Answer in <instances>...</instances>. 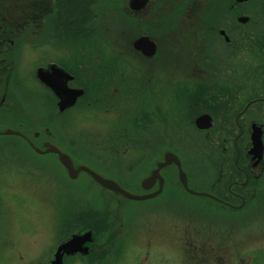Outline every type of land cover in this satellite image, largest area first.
Masks as SVG:
<instances>
[{"label": "rangeland", "instance_id": "obj_1", "mask_svg": "<svg viewBox=\"0 0 264 264\" xmlns=\"http://www.w3.org/2000/svg\"><path fill=\"white\" fill-rule=\"evenodd\" d=\"M107 1L100 5L101 9L96 4L91 7L100 15L94 18L95 31L89 25H94L91 19L86 22L87 31L77 32V15L69 12L70 7L52 1L44 5L36 0H0V264H51L62 230L84 223L91 225L92 219L107 223L96 226L93 241L87 242L91 245L89 256L76 258L73 263L264 264V223L261 227L254 223L250 228V235L258 236L254 241L248 239V225L233 232L232 226L225 223L237 211L224 209L217 194L206 196L195 181L194 174H206L204 164L212 166L209 174L213 176L214 162L204 163V158L219 160L220 145L209 142L203 149V134L193 126L166 125L167 116H175L176 120L182 117L181 99L188 87L177 85L169 105L164 106L169 99L153 95L155 89L150 87L155 80L152 61L140 62L144 68L136 78L123 74L122 62L137 61L127 41L135 37L137 24L132 17L124 18L126 4L135 0H127L125 5L124 0ZM163 2L147 0L146 4L156 14L154 23L162 24V38L170 42L172 53L169 60L167 56H157L153 62L205 63V53L210 56L215 50L211 43L216 37L212 21L220 20L219 15L224 14L215 8H220L222 1L204 8L201 16H195L194 8L190 14L188 6L203 0H176L172 4L174 12L170 4ZM189 20L193 23L189 24ZM263 36V32L259 33L254 41H261ZM248 50H241L237 64L255 60L258 66V61L264 62V49L256 47L253 60ZM45 62H65L77 73L83 70L91 74V96L85 95L75 113L61 118L52 105H45L37 76ZM88 62L101 65L90 63L88 67ZM147 68L152 73H146ZM247 70L241 65L239 75ZM116 76L123 80V86L116 82ZM206 78L204 81L212 84V89L223 84L218 73L207 74ZM119 95L127 113L110 117L104 107L97 108L105 99L115 101ZM5 97L13 104L11 108L3 105ZM172 101L175 102L171 104ZM157 104L160 106L156 114L172 112L153 125L146 111ZM210 118L209 114L200 115L199 122L210 123ZM152 125L160 141L185 144L191 140L188 147L181 146V156L186 173L192 174L187 175L192 192L186 191L180 177L168 168L161 169V173H168L164 184L156 182L152 191L157 188L158 192L146 200L110 189L94 175L96 172L132 192L145 194L141 180L154 175L158 165L152 161ZM59 141L75 155L83 156V161L77 162L81 166L75 176L69 170L64 174L58 158L61 163L62 160L54 152L39 151L44 146L51 149L53 144L49 143ZM137 181L139 187L134 185ZM255 210L251 208V213Z\"/></svg>", "mask_w": 264, "mask_h": 264}, {"label": "flooded vegetation", "instance_id": "obj_2", "mask_svg": "<svg viewBox=\"0 0 264 264\" xmlns=\"http://www.w3.org/2000/svg\"><path fill=\"white\" fill-rule=\"evenodd\" d=\"M36 1L44 2V5L47 1H50L49 3H60L63 6L70 7L71 9L69 12L71 14L76 13L77 15V20L75 21L76 26L74 27V30L77 32L87 31L86 22L94 18H99L100 15L97 9H91L93 4H96L99 6L98 9H101L100 5L108 2L107 0ZM146 1L147 0H135V2H131L130 5H128V3L126 4L127 0H124V5L126 4L127 7L124 18H127V16L132 17L137 24L136 35L134 38L130 37L127 40L128 44L133 45V41L146 37L153 45L150 43L147 45L141 43V48L136 51V63L131 64L130 62H122V66L124 67L123 74L131 78H136V75L140 74L142 68H144V63L152 61L155 80L153 83L154 87H150L155 89L153 95L169 99L165 102L164 106L169 105L171 100L170 94L175 90L177 85L184 84L188 87L184 100L181 99L182 117L176 120L175 116H167L166 125L169 127H172L173 124L177 126H193L198 133L203 134L202 141L205 144L203 145V149L208 146L206 144L209 142L211 144L217 143L220 145L221 148H217V150L220 151L219 160L212 161L209 160L208 157L204 158V163L214 162V164H212L215 165L213 176L209 174L212 166L204 164V171L206 174H202V178L194 174L196 176L195 181L202 186L201 192L206 196L213 193L217 194L219 196L217 199L222 201L224 209L235 210L237 211L236 213H239L238 218H234L236 213L228 216V223H225V225L232 226L233 232L240 231L241 227L248 225V233L250 235L252 231L250 228L253 227L252 225L254 223H259V226L261 223H264V62L258 61L257 66L255 60L252 59L256 47L264 49V36L263 39L257 43L254 41L255 38L259 36V33L263 32L264 34V0H221L222 3L220 4V8L219 5L215 6V8L222 9L224 12V14L219 15V17H221L220 20L212 21V30L214 28L216 37L211 43L214 42V52L218 51V53L216 55L214 52H211L210 56H208L206 52L205 56H207V58H211L212 56V59L206 58L205 63H179L175 62V60L168 62H153L154 58L157 56H167L169 60V56L172 52L170 49L171 46H169L170 42L162 38L164 35L162 24L158 22L156 25L154 23L156 14L153 8L149 9ZM166 1L164 0L163 3L167 5L170 4L174 12L175 7L172 4H176V0ZM185 1L189 3V0ZM218 1L219 0H203V2L196 3L194 6L191 2L188 6L189 13L192 14L191 10L194 8L196 11L195 16H201L204 8H208L211 4L213 5ZM72 9L76 12H71ZM195 20H198V17H196ZM188 23L192 24L193 22L189 20ZM89 25L93 31H95V19L94 25L91 23H89ZM190 28L191 26L189 28L187 27V32ZM219 28L220 33L218 32ZM191 34L192 31L189 32L190 38ZM210 35L211 34H208V37ZM215 41H217V43ZM248 42L252 45L248 44ZM127 48L128 46L126 45V49ZM245 48L249 49L248 51L251 53L249 57L253 61L244 62L239 65L236 62H239L241 50L244 52ZM131 53L134 54L133 52ZM140 62H144L143 65ZM90 63L94 66L101 65L99 62H88V67L91 66ZM241 65L248 70L239 75ZM40 67L45 69L46 78L51 82V85H49L40 81L45 97V105H52L53 110L57 112L56 116L62 118L65 114L75 113L76 110H79L81 107L82 100L86 97L85 95L91 96L92 92L89 85L91 82V74L89 72L86 73L81 70L77 73L73 71L72 68L67 67L65 62H45ZM112 67L113 66H111V68ZM257 68L259 69L258 71ZM57 69L61 72H58L59 70ZM181 70H183V74H179ZM130 71L131 74H129ZM145 71L146 73H152L150 68H147ZM217 73L223 84L212 89V84L204 80L207 79V74L216 75ZM115 80L118 84L122 85L123 80H120L118 76L115 77ZM1 88H3L2 85ZM130 88L132 87L130 86ZM80 89L83 90V95H74L76 90ZM115 89H117V87ZM145 89L146 87L143 88V90ZM122 99L123 97L121 95H119L115 101L105 99L97 108L102 109L104 107L105 113L108 112L107 116L116 117L128 111L122 103ZM174 102L175 101H172L171 104ZM3 103L5 107L11 108L13 106L6 97L3 98ZM184 105L185 111H183ZM158 106H160V104L153 106V110L148 107L146 111L149 118H152L153 125H156L160 120H164L161 116L170 115L172 112L171 110H164L158 115L156 114ZM113 111H118L119 113ZM203 114L210 115L211 124L208 123V121L206 123L201 122L203 125L201 127L198 122L200 115ZM74 125H77V123L74 122ZM153 125L152 147L156 155L154 154V156H152V161L154 159L157 161V164L162 162L165 159V155L171 151L178 152L182 158L181 155L183 154V150L181 146L188 147L191 140L185 141V144H176L174 140H172L173 143L171 141H160L158 135L155 133ZM143 126L145 128L148 127L145 123ZM156 130H159V128ZM218 135H220L219 138ZM214 136H217V138L213 139ZM49 144H53L55 147L54 149L56 151H54V153L57 155V158L63 153L69 157L75 169L81 166L77 165V162L83 161V156L75 155L73 153L74 151L70 148L66 149L60 141L58 143ZM171 145H174L175 148L170 147ZM44 147L45 148L39 149V151L45 153L50 150L49 146ZM212 148V146H209V151H212ZM182 161L184 162L185 160L182 159ZM58 162L65 174L68 170L67 166H65L63 162L61 163L59 158ZM170 166L175 165H169L162 169L168 168L173 174L174 169ZM79 172L80 171H78L77 174ZM162 173V180L157 181L160 186L164 184L168 176L167 172ZM191 175L190 173L189 177H192ZM134 185L139 187L138 181L134 183ZM155 186H157L156 183ZM126 189L131 190L128 188ZM153 191L156 192L158 189L156 188ZM251 208L256 209L254 213H251ZM249 210L250 212H248ZM256 214H258V216H256ZM106 223L104 219L98 221L92 219L91 225L90 223H84L83 225L77 226L75 229L67 228L62 230L63 236L59 240L56 251L59 246L68 241L75 234L84 235L90 233L91 241L87 242H92L93 232L96 226H104ZM80 226L84 227L77 229ZM263 227L264 224L261 228ZM261 233V236H264V229H261ZM255 236L257 235H250L248 239L250 240L252 238L254 241ZM87 242L83 244V249L87 248V252H76L74 254L64 253L62 256V264H76L73 263L76 258L81 259L85 256H89L91 245ZM51 262V264H54V260Z\"/></svg>", "mask_w": 264, "mask_h": 264}, {"label": "water", "instance_id": "obj_3", "mask_svg": "<svg viewBox=\"0 0 264 264\" xmlns=\"http://www.w3.org/2000/svg\"><path fill=\"white\" fill-rule=\"evenodd\" d=\"M242 1V0H240ZM141 43H145L146 45L147 44H152V42L146 38V37H143V38H140L139 40H136L134 46L136 49H140L141 48ZM153 45V44H152ZM154 47V46H153ZM37 74H38V77L48 83L49 85H51V82L46 78V74H45V71L43 69H39L37 71ZM7 133H11V131H7ZM63 157V156H62ZM61 157V158H62ZM65 158V157H64ZM63 158V161L66 165H68V167L70 168V171L73 175V169H72V164L70 162V160L68 159H64ZM172 161H175L178 163L179 167H180V163H179V160L177 159V157L175 155L171 156L169 159L166 160L165 163H162L160 164V167H162L163 165L167 164V163H171ZM158 171H155L154 175L151 176L150 178L146 179L144 182H143V186L145 188H149L151 186V183L154 181V179L156 178V176L158 175L157 174ZM104 185H106L107 187H110V188H113V189H116L118 191H121V192H124L125 194H127L128 196L132 197V198H137V199H145V198H148L150 195H134V194H131V193H128V192H125L121 187H119V185L117 183H115L114 181H111V180H107L101 176H98V175H95ZM181 177H182V180L184 181V175H183V172L181 171ZM80 244V238H73L71 241H69L68 243L62 245V247L60 249H65L66 251H71V250H78L77 249V246ZM68 246H69V249H68ZM60 258V256H59ZM58 259V257H57Z\"/></svg>", "mask_w": 264, "mask_h": 264}]
</instances>
